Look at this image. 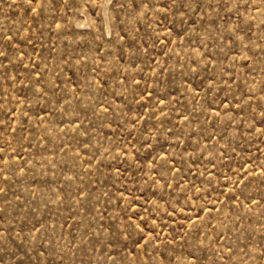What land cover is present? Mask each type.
<instances>
[{
  "label": "rangeland",
  "instance_id": "1",
  "mask_svg": "<svg viewBox=\"0 0 264 264\" xmlns=\"http://www.w3.org/2000/svg\"><path fill=\"white\" fill-rule=\"evenodd\" d=\"M0 264H264V0H0Z\"/></svg>",
  "mask_w": 264,
  "mask_h": 264
}]
</instances>
